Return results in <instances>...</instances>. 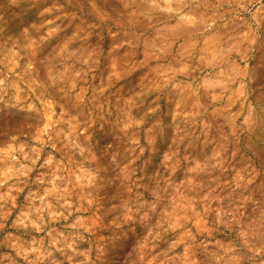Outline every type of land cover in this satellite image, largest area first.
<instances>
[{
	"label": "rangeland",
	"instance_id": "1",
	"mask_svg": "<svg viewBox=\"0 0 264 264\" xmlns=\"http://www.w3.org/2000/svg\"><path fill=\"white\" fill-rule=\"evenodd\" d=\"M238 2L177 0L183 7L180 15L130 20L121 0H0V80L8 85H0L8 92L0 101V264L90 262L98 256L96 239L101 235L104 254L97 264H132L146 253L148 264H156L157 259L182 256L186 228L195 233L198 225L214 229L197 240L203 239L210 251L217 241L225 246L239 243L223 221L231 219L233 209L243 213L239 218L245 224L264 210V127L239 135V141L229 137L223 167H212L216 160L211 159L227 132L223 117L214 112L226 103L213 99L221 91V80L235 76L249 91L264 94V15L253 20ZM261 3L251 0L250 6L254 10ZM100 12L122 25L112 40L110 32L117 29L100 24ZM248 39L254 40L251 46ZM162 42L169 45L168 55L151 75L174 74L180 87L172 91L152 85L132 58ZM119 43L124 49L110 55V47ZM233 46L240 54L229 51ZM86 58L88 65L83 63ZM113 63L121 74L112 89L113 102L116 96L132 99L133 119L145 121L132 129L145 149L142 153L139 148L130 151L134 145L116 126L115 114L95 120L93 112L95 122L87 123L91 90L106 82ZM185 63L190 65L186 76L177 71ZM245 63L247 75H236ZM21 86L31 89L38 106L35 97H41L49 110L41 134L43 111L12 106V92ZM81 89H87L83 104L76 97ZM156 103L160 113L145 116ZM206 123L212 125L207 138L202 134ZM177 125L181 133H176ZM180 135L186 138L173 144ZM167 150H178L180 165L171 175L181 190L170 189L146 222L137 215L120 228H101L92 235L101 222L123 220V204L137 194L141 201L154 199L157 180L162 187V178L169 175L163 160ZM129 160L134 161L125 168ZM250 175L256 179L245 187Z\"/></svg>",
	"mask_w": 264,
	"mask_h": 264
},
{
	"label": "clouds",
	"instance_id": "2",
	"mask_svg": "<svg viewBox=\"0 0 264 264\" xmlns=\"http://www.w3.org/2000/svg\"><path fill=\"white\" fill-rule=\"evenodd\" d=\"M121 2L123 3L124 10L130 20L134 18L138 19L140 17L151 20L152 16L158 14L180 15L183 13V7L177 3V0H121ZM250 5L251 0H249L248 3H243L242 0H240L237 7L241 11L248 12L253 20H255L258 15H264V3L259 4L254 10ZM193 18L199 23L197 17L194 16ZM97 19L100 24L111 23L117 29L115 32H110L109 40H112L119 35V29L122 26L119 20H113L109 14L103 12L97 13ZM193 27H195V25H193ZM55 30H57V28L52 27V31ZM245 35L247 37L248 33ZM157 39L163 41L164 37L159 36ZM247 43L251 46L254 43V40L248 39ZM124 47L125 45L123 43L116 44L113 47H110L109 54L111 55L115 49L122 50ZM168 51L169 45L166 43L162 42L159 45L153 43L151 48L145 47L132 54V58L138 67L142 66V74L148 76L152 85L158 89L167 88L169 91H172L180 87V85L175 82L174 74H169V71H160L156 76L151 75L154 65L162 61L168 55ZM229 51H236L237 54H240L237 46H233ZM124 54L127 55L128 53L125 52ZM136 57H139V59H136ZM242 58L246 59V55H243ZM83 63L88 65L89 60L86 58ZM95 63L96 61H93V64ZM110 68L111 70L105 77L106 82H102L91 90L89 104H91L92 107L89 109L87 123L91 126L92 123L95 122L92 118L93 112L96 114L95 120H104L106 116L111 117L115 114L116 126L125 137H128L131 140L132 145H134L130 151L134 153L136 152V149L139 148V152L142 153L145 149L140 147L138 140L134 138L135 132H132V129L138 128L144 124L145 121L143 118L133 119L131 108L134 106V101L132 99H125L116 96L115 102H113L112 96L114 93L112 92V89L117 87L119 81L116 77L121 74L115 70V63H113ZM192 70L194 71V69ZM177 71L186 76L189 74L190 65L185 63ZM236 75L241 77L247 75L246 63L244 68L239 69ZM0 85H4L5 89L8 87L4 80H0ZM220 89L221 91L219 94L213 99L217 102L226 101V103H224L222 109H214V112H219L223 117V127L227 129V132L222 135V143L211 158L216 160V163L213 164L212 167H217V165L223 167L225 161L228 159L226 155V146L229 142V137H236L237 141H239V135H242L245 132L252 133L257 128L264 127V94L257 93L254 90L249 91L248 84L244 83L243 79L237 82L235 76L222 79L220 82ZM73 90H75V85H73ZM0 92H2V95H0V101H4V97L8 96V92L4 89H0ZM86 92L87 89H81L79 92H76V97L81 104L84 103V94ZM34 95L35 94L29 87L21 86L19 89L12 92L10 99L13 101V107H20L23 111H43L45 113L44 124L40 129L41 134L44 127L49 123L46 118L49 110L46 103L39 96H36L35 99L40 102V105L38 106L34 103L32 100ZM135 95L139 97L143 95V91L138 92ZM182 103V101L177 103L175 108H178ZM179 109L180 111H184L182 107H179ZM160 111L161 106L159 103H156V106L149 107V110L145 112L144 115H158ZM177 115H179V113ZM211 128V124L206 123L203 125L202 134L205 138L209 135ZM175 131L176 133H181L183 130L177 125ZM185 138V135H180L179 140L173 139L172 143L178 145L179 141H182ZM37 139H39V135L37 136ZM84 151L85 149L82 148L81 152L83 153ZM235 155L236 153L234 151L232 156L234 157ZM136 158L138 159L139 157L137 156ZM93 159L95 158L93 157ZM163 160L164 162H168L167 170L169 175L166 178H162V187L161 180H157V188L151 193L154 199L150 203L147 201H141L140 195L137 194L132 199L131 203L126 201L123 204V220L117 218L107 225L101 222L98 227L92 230V235L99 232L101 228H120L123 222L131 221L137 215L140 216L142 221L146 222L149 219V214L156 210L157 206L161 200L165 198V194H167L170 189L174 192H179L181 190V185L175 183L171 175L177 171L180 165L178 150H167ZM133 161L134 160H129L128 164H125V168L129 167ZM112 162L116 163L115 156L112 158ZM197 167H200V165H197ZM204 167H207V165ZM201 170H203V168ZM96 178L97 173H93V180ZM255 179L256 176L250 175V178L245 182V187L248 184H251ZM208 211L209 209L207 208L205 213ZM242 215L243 213L237 215V210L233 209L231 219L223 221L224 227L234 229L236 238L239 241L238 244L230 242L225 246L219 244V241H217L215 250L210 251L209 245L205 243L203 239H201L199 243H197V240L202 232H208L209 235H211V232L214 231V229H207L198 225L195 233L190 228H186L185 231L188 235L186 236L182 256H173L164 260L157 259L156 264H175L176 261H179L180 264H264V231H261V229H264V210L261 211L258 219L249 220L246 224L242 223L239 218V216ZM200 219L203 220L201 215ZM80 238L83 239V237ZM103 241L104 237L102 235L98 236L96 239V251L98 253L96 260L92 259L90 262L82 261L81 264H97V260H99L100 256L104 254ZM197 249L200 250L204 259H199L197 257ZM87 254L88 253H85L84 255L87 256ZM148 256H150V254L146 253L144 257L132 261V264H148ZM156 257L157 256H153L154 259ZM9 264H13V262H9Z\"/></svg>",
	"mask_w": 264,
	"mask_h": 264
},
{
	"label": "bare ground",
	"instance_id": "3",
	"mask_svg": "<svg viewBox=\"0 0 264 264\" xmlns=\"http://www.w3.org/2000/svg\"><path fill=\"white\" fill-rule=\"evenodd\" d=\"M262 129V128H261ZM255 135V134H254Z\"/></svg>",
	"mask_w": 264,
	"mask_h": 264
}]
</instances>
